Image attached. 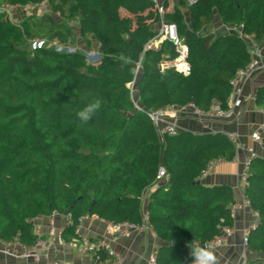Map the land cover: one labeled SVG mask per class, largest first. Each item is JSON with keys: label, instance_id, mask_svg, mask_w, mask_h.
<instances>
[{"label": "trees", "instance_id": "16d2710c", "mask_svg": "<svg viewBox=\"0 0 264 264\" xmlns=\"http://www.w3.org/2000/svg\"><path fill=\"white\" fill-rule=\"evenodd\" d=\"M41 2L48 12L18 24L0 10V238L31 245L39 237L33 219L54 211L69 210L65 241L78 237L86 215L140 223L144 191L155 185L146 207L164 241L155 264H191L192 240L206 244L233 225L232 188L205 185L199 176L215 159L233 160L237 145L223 132L180 130L162 137L147 111L193 103L207 112L214 101L226 107L231 81L252 55L247 40L213 28L214 20L244 24L264 44V0H179L165 12L189 45V75L161 68L175 55L170 42L145 49L159 20L153 0H0V7ZM121 8L139 16L134 28ZM73 21L76 32L68 24ZM35 38L80 39L90 49L96 42L102 57L91 63L82 52L28 49ZM133 80L141 108L128 86ZM95 98L102 105L82 124L76 114ZM256 101L264 105V86ZM161 167L169 173L165 181L158 177ZM247 182L245 196L259 216L247 245L263 254L249 264H264V156L252 159Z\"/></svg>", "mask_w": 264, "mask_h": 264}, {"label": "crops", "instance_id": "0c3cea01", "mask_svg": "<svg viewBox=\"0 0 264 264\" xmlns=\"http://www.w3.org/2000/svg\"><path fill=\"white\" fill-rule=\"evenodd\" d=\"M155 5L161 3L167 5L165 12L173 10L179 0H153ZM35 8L34 6H31ZM126 9L121 8L120 14ZM140 15H145L141 13ZM223 28V30L221 29ZM152 28L157 30L158 20L152 22ZM216 28V27H215ZM217 29V28H216ZM218 31H227L226 27L220 22ZM98 50V43L94 42L91 49ZM243 104L242 115L235 120L204 118L190 116L186 110L180 111L174 118L181 130H190L195 133L223 132L225 134L236 133L237 156L233 160H222L217 163L210 173L200 180L203 184L214 186L225 184L232 188L234 201L231 204L233 225L224 227L230 230L226 242L215 249L220 258V264H249L251 260L262 257L263 254L253 252L249 249L244 250L243 236L246 232L255 227L259 222V216L251 207L244 205V196L247 187L246 181L241 177L244 161L249 156L248 148L252 147L258 156H264V146L254 140L251 136L252 131L264 125V105L256 101L258 89L264 86V70L256 72L250 79L242 81ZM165 181V179H162ZM155 185L148 187L143 195V209L146 210L149 193ZM35 232L45 238L49 245L44 248V253L51 259H64L73 264H98L94 261L90 252H82L84 238L91 241L106 239L114 250L121 257V264H147L148 258L158 247L164 243L157 236L149 233H134L129 238H118L108 235L106 229L109 221L97 215H86L82 217L77 227L78 237L74 238L75 244H66L62 237V232L67 225L66 215L59 214L52 219L49 216L40 215L33 219ZM71 241V240H70ZM68 242V241H67ZM0 264H33L31 260L16 259L0 253Z\"/></svg>", "mask_w": 264, "mask_h": 264}, {"label": "built area", "instance_id": "2783aa9c", "mask_svg": "<svg viewBox=\"0 0 264 264\" xmlns=\"http://www.w3.org/2000/svg\"><path fill=\"white\" fill-rule=\"evenodd\" d=\"M189 4L195 3L197 0H187ZM28 6H45L46 8L49 6L47 2H41L37 5H28ZM26 7V6H25ZM21 8L19 6H10L9 4H4L0 7V10L5 12L7 16L11 18L13 14L12 9ZM157 14L159 15L158 20V28L154 30L155 35L146 43L145 49L147 48H160L161 44L165 41L171 43L175 55L173 57H167L161 65V68L165 67H173L178 72L183 75H189L191 73V63L189 60L190 57V48L189 45L185 42L184 38L180 35L177 25L174 22L167 21L164 18L165 8L163 4L157 3L155 5ZM57 16H60V12H56ZM227 31L237 33L241 38L247 40L250 46V53L252 55L251 62L244 68H240L237 71L236 76L232 79V91L227 100V106L222 107L219 101H214L211 104L210 109L207 112H203L201 109L196 107L193 103H189L185 107L175 108L171 106H167L164 108H157L148 110L147 113L151 118L154 126L157 128L159 134L163 137L164 134H177L181 128L177 124L176 118L177 114L180 111L186 110V113L190 116L198 117L199 119L204 118H217V119H229L235 120L238 119L243 113V104L245 102V97L243 95V89L241 86L242 81H246L250 79L256 72L264 70V44H260L255 35L252 33H248L244 30V24L241 25H224ZM33 43L37 44L38 47L43 45H48L49 47L55 48V50L59 52L66 53H76L82 52L89 58L91 55L95 57V60L100 61L101 53L96 49H90L76 44H62L57 39L53 41H47L41 38H35L32 40ZM97 61L91 63H97ZM141 64L137 62V71L139 70ZM130 88L133 91L135 86V81L129 83ZM137 108H141V106L135 103ZM264 130V125L256 127L251 136L254 140L262 143V132ZM236 133L228 134V137L236 143L237 137ZM249 156L244 161V167L242 172V179L247 182V177L250 171V165L252 159L257 156L254 149L252 147L248 148ZM224 159H215L211 161L202 171L199 176V179L210 173L212 168ZM158 177L162 179H168L169 173L161 167L159 169ZM244 205L250 207L249 199L244 196ZM60 212L54 211L50 217L51 219L59 215ZM229 229L227 228L226 232H223L220 235H217L213 239L206 242V244H210L214 249L223 245L227 236L230 234ZM149 233L152 236H157L155 230L153 229L150 221L147 210L143 212V218L140 223L130 222V221H122L118 223H113L109 221V226L106 229V233L108 235L116 236L118 238H129L133 236L134 233ZM249 232V231H248ZM248 232H246L243 236V246L244 250L248 249ZM66 244L74 245V240L64 241ZM82 247V252H90L93 256L94 261L98 264H121L122 259L118 255V253L114 250L111 243L106 239H100L96 241H91L89 239L84 238ZM45 238L39 236L36 241L29 245L26 244L19 239H14L11 241L3 240L0 238V253H3L7 256L14 257L16 259L22 260H31L33 264H73L70 261L64 259H51L48 254L44 253V248L49 245ZM103 250V253H99ZM156 262V251L150 255L148 258L147 264H155Z\"/></svg>", "mask_w": 264, "mask_h": 264}, {"label": "clouds", "instance_id": "9594fccd", "mask_svg": "<svg viewBox=\"0 0 264 264\" xmlns=\"http://www.w3.org/2000/svg\"><path fill=\"white\" fill-rule=\"evenodd\" d=\"M119 58L125 63L130 62V58L125 57L124 54H121ZM101 105V99H93L83 109L77 112V118L82 124H87L92 119V116L100 109ZM187 246L190 250L191 264H220V258L210 244L201 245L199 242L192 240Z\"/></svg>", "mask_w": 264, "mask_h": 264}, {"label": "rangeland", "instance_id": "374dc122", "mask_svg": "<svg viewBox=\"0 0 264 264\" xmlns=\"http://www.w3.org/2000/svg\"><path fill=\"white\" fill-rule=\"evenodd\" d=\"M49 9H50L49 6L47 8L45 6H37L35 8L30 7V6H26V7H21V8L15 9V10L12 9L13 10V14L11 16V18H12L11 20L13 22H16L18 24V23H21L22 19H24L26 17L32 16V15H35V14L38 15V16H41L42 14H45V12H48ZM187 14L188 13L186 12V15ZM121 17L133 19V26H132L133 28L135 27V23L134 22L139 18V16L130 15L126 11H122ZM8 18H10V17L8 16ZM77 23H78L77 21H73V22H69L68 23L69 26L72 28V30L74 32H76ZM219 23H220V19L217 16L215 18V20H214V23H213L214 27L213 28H215V27L218 28V24ZM215 29H213V30H215ZM221 29L223 30L222 27H221ZM77 44L80 45V46H83L84 45V44H82V41L80 39L78 40V42L76 43V45ZM34 45H35V47H34ZM46 46H48V45L46 44ZM37 47H38L37 44H35L33 42H30V43L27 44V48L30 49V50L35 49ZM93 49H95V48H93ZM87 60L89 62H91V60H92V62L97 61V60H95V57H93L92 55L89 58H87ZM128 86L130 87V84ZM132 96H133L134 102L138 104L139 102L137 101V94H136V89L135 88H134V90L132 92Z\"/></svg>", "mask_w": 264, "mask_h": 264}, {"label": "water", "instance_id": "95a60500", "mask_svg": "<svg viewBox=\"0 0 264 264\" xmlns=\"http://www.w3.org/2000/svg\"><path fill=\"white\" fill-rule=\"evenodd\" d=\"M69 214V210H67L66 212H65V215H68Z\"/></svg>", "mask_w": 264, "mask_h": 264}]
</instances>
